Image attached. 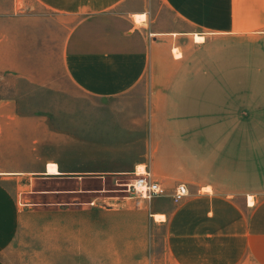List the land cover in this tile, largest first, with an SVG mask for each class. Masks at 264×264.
<instances>
[{
  "label": "crops",
  "instance_id": "1",
  "mask_svg": "<svg viewBox=\"0 0 264 264\" xmlns=\"http://www.w3.org/2000/svg\"><path fill=\"white\" fill-rule=\"evenodd\" d=\"M35 1L73 23L62 66L80 91L115 97L143 84L150 149L129 166L64 163L36 149L33 120L11 102L0 103V264H9L8 250L36 219L43 225L44 248L60 261L81 254L91 264H152L155 230L164 227L171 264H264V136L203 131L227 129L231 119L235 130L242 128L243 74L192 72L194 54L184 47L209 35L249 46L257 58L249 98L252 107L256 100L261 105L264 0ZM164 12L174 22L163 25ZM176 44L180 58L172 54ZM226 80L235 82L233 99L220 84ZM196 81L218 92V106L198 109L188 99L204 88ZM197 112L229 116L204 123L196 120ZM251 123L264 128L260 121ZM54 164L57 172H50ZM141 167L167 196L145 199L104 187L107 178L120 185ZM90 179L103 186L87 188ZM68 182L75 186L67 188ZM181 183L190 195L175 204L171 194Z\"/></svg>",
  "mask_w": 264,
  "mask_h": 264
},
{
  "label": "rangeland",
  "instance_id": "2",
  "mask_svg": "<svg viewBox=\"0 0 264 264\" xmlns=\"http://www.w3.org/2000/svg\"><path fill=\"white\" fill-rule=\"evenodd\" d=\"M162 16L163 25L174 22L169 13L164 12ZM72 26V22L58 17L35 0H0V103L11 102L20 115L33 120L36 149H46L64 163L85 167L92 160H97L113 163L115 167L132 165L150 149L151 117L145 111L147 99L143 84L115 97H94L80 91L62 66L64 45ZM205 40H195L189 47L184 45L188 52L194 54L188 69L192 67V72L223 73L226 76L233 75L235 71L242 73L244 94L243 112L239 114L242 117L241 129L235 130L231 119L227 129L203 131L211 136H217L219 132L235 136L236 131L244 138L264 136V128H257L256 123L252 127L251 123H264V103L260 105L256 100L253 108L249 98L251 74L256 71L254 51L247 45L236 47L235 41L219 35H209ZM180 47L181 44L172 47L176 58H180L178 52L183 55ZM195 83L201 84L202 88L208 82ZM234 83V80L220 83L227 85V94L232 95V99ZM259 83L264 84V81ZM193 98L196 108L202 109L207 105L218 106L220 97L218 92H209L204 87L188 97L189 100ZM195 115L196 120L204 123L225 120L229 116L208 112ZM49 171L57 172L56 165L49 166ZM145 171L144 167L138 170ZM135 178L136 175H130L120 179V185L115 179L107 178L103 185L110 190L109 193L126 194L127 184ZM101 185L90 179L86 187ZM74 186L71 182L66 184L67 188ZM164 233V227L155 230L152 264H171L165 253ZM49 254L43 245V225L36 219L22 230V237L8 250L5 258L9 264H91L90 259L81 254L77 257L68 254L61 261L58 256Z\"/></svg>",
  "mask_w": 264,
  "mask_h": 264
},
{
  "label": "built area",
  "instance_id": "3",
  "mask_svg": "<svg viewBox=\"0 0 264 264\" xmlns=\"http://www.w3.org/2000/svg\"><path fill=\"white\" fill-rule=\"evenodd\" d=\"M135 175L136 178L127 186L128 192L145 199H154L168 195L166 188L161 183L155 181L149 172L145 174H137L136 172ZM189 195L190 192L187 185L181 183L175 188L171 194V198L175 204H179Z\"/></svg>",
  "mask_w": 264,
  "mask_h": 264
},
{
  "label": "bare ground",
  "instance_id": "4",
  "mask_svg": "<svg viewBox=\"0 0 264 264\" xmlns=\"http://www.w3.org/2000/svg\"><path fill=\"white\" fill-rule=\"evenodd\" d=\"M196 41L197 42H202L203 41V38L202 37H198V36H196ZM143 172H138L137 174H142ZM146 173V171L143 173V174H145ZM164 217L163 216H160V215H157L156 216V219L157 220H161V219H163Z\"/></svg>",
  "mask_w": 264,
  "mask_h": 264
}]
</instances>
